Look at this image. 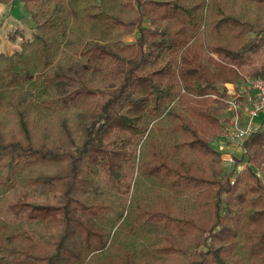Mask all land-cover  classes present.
I'll return each instance as SVG.
<instances>
[{
	"label": "trees",
	"instance_id": "16d2710c",
	"mask_svg": "<svg viewBox=\"0 0 264 264\" xmlns=\"http://www.w3.org/2000/svg\"><path fill=\"white\" fill-rule=\"evenodd\" d=\"M18 2L0 264H264V115L241 170L213 144L264 76V0Z\"/></svg>",
	"mask_w": 264,
	"mask_h": 264
},
{
	"label": "built area",
	"instance_id": "2783aa9c",
	"mask_svg": "<svg viewBox=\"0 0 264 264\" xmlns=\"http://www.w3.org/2000/svg\"><path fill=\"white\" fill-rule=\"evenodd\" d=\"M248 83L249 88L241 94L248 103L240 102V94H235L233 89L229 91L232 94V99L229 100V110L232 116L229 123L230 130L226 134L227 141L239 146H243L245 139L256 128L253 125L254 118L264 115V76L250 78ZM231 86L230 88H232ZM244 114L247 116L246 118H244ZM243 119L246 120L243 122Z\"/></svg>",
	"mask_w": 264,
	"mask_h": 264
},
{
	"label": "crops",
	"instance_id": "0c3cea01",
	"mask_svg": "<svg viewBox=\"0 0 264 264\" xmlns=\"http://www.w3.org/2000/svg\"><path fill=\"white\" fill-rule=\"evenodd\" d=\"M15 4H19L20 2H18V0H15L14 3H1L0 2V54L2 52H4L5 54H12L14 51H16L17 49H20L21 46L20 44L18 45V39H20L21 37L23 38V34H19L16 33L15 38L13 39V37H8L9 35V31L16 29V28H24V26L26 25L28 27V29L30 28V26L33 25V20L32 18L29 16V20L27 19L25 22H23L19 15H18V11L19 8H17V6H15ZM26 12V11H25ZM20 13V11H19ZM27 16V15H26ZM22 21V22H21ZM29 21V22H28ZM23 23L25 25H23ZM22 30V29H19ZM125 39V38H124ZM133 42V41H132ZM263 116V115H262ZM261 115H259L258 117L254 118V123L253 125L257 128L261 125ZM246 119H243V122ZM214 146L216 148H221V152L223 158L225 159V161L228 162H233V161H238V159H243V148L241 146H236L233 143H230L227 141V135H224L220 138H218L217 140L214 141ZM231 159L233 161H231ZM241 163L244 165L246 164V158H244ZM233 164V163H232Z\"/></svg>",
	"mask_w": 264,
	"mask_h": 264
},
{
	"label": "rangeland",
	"instance_id": "374dc122",
	"mask_svg": "<svg viewBox=\"0 0 264 264\" xmlns=\"http://www.w3.org/2000/svg\"><path fill=\"white\" fill-rule=\"evenodd\" d=\"M15 6H17V8H19V11H20V13H19V11H18V15H19V17H20V19L23 21V22H25L28 18H29V16H28V14H26L27 13V11L24 9V7L21 5V3H20V5L19 4H15ZM26 11V12H25ZM1 13V12H0ZM27 15V16H26ZM29 20V19H28ZM21 21V22H22ZM29 22V21H28ZM147 21H146V23L144 24V26H146L147 25ZM23 25H25L24 23H23ZM19 29H22V30H19ZM10 33H9V35H8V37H14V36H16V33H23L24 32V34L22 35L23 36V38H25V37H30V35H31V31H29V29H28V27L25 25L24 26V28H16V29H13L12 31L10 30L9 31ZM18 33V34H19ZM137 36H138V34L137 33H134V34H132V35H130V36H127V37H125V41L127 42V43H132V41H134L136 38H137ZM23 38L21 37L20 39H18V42H20L21 43V41L23 40ZM20 43H18V45L20 44ZM232 86V88H230L229 87V89H233L234 91H236L235 90V84L233 85V84H231ZM248 87H249V85H248ZM248 87H247V89H248ZM244 88V87H243ZM227 115H228V117H229V120H228V123H230V119H231V114L230 113H228L227 112ZM224 136V135H223ZM232 143V142H231ZM236 146L238 145V144H235ZM239 146V145H238ZM242 148H243V146H241ZM219 150L220 151H222L221 150V148H219ZM243 150H245L244 148H243ZM221 153H223V152H221ZM244 153V152H243ZM225 160V159H224ZM231 161H232V159H231ZM232 163H235V164H237V166H236V169L238 170H241L244 166H245V164L243 165L242 163H241V161H238L237 162V160L236 161H234V162H228V161H225V165H226V167L229 169V168H231V166H232ZM258 171V170H257ZM262 178H264V173H260L259 174ZM12 197H14L13 195H12Z\"/></svg>",
	"mask_w": 264,
	"mask_h": 264
}]
</instances>
